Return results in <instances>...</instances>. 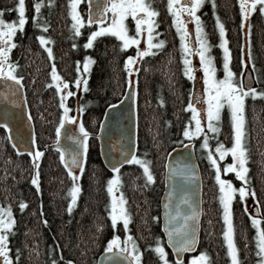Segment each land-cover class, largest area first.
Here are the masks:
<instances>
[{"label": "trees", "instance_id": "1", "mask_svg": "<svg viewBox=\"0 0 264 264\" xmlns=\"http://www.w3.org/2000/svg\"><path fill=\"white\" fill-rule=\"evenodd\" d=\"M214 1L218 14L227 25L229 44L234 47L233 64H239L238 53L242 52V44L235 0ZM17 2L0 0L4 20L17 19L14 8ZM34 3L35 0H25L27 20L23 31L18 29L13 37L15 47L10 50L9 59L18 65L14 71L22 77L35 147L43 153L38 168L39 194L31 184L32 176L37 171L33 168L31 156L16 153L8 143L5 129L0 127V205L9 208L15 220L12 229L7 232L6 245L12 264H51L54 259L57 264H67L69 260L74 264H96L97 257L105 251L107 241L114 234L123 242L125 232L122 224L118 223L113 230L106 211L110 204L106 184L112 174L119 175L118 192L123 194L130 216L127 234L138 245L140 264H161L158 255L149 246L156 243V237H160L165 248L159 199L164 187L166 155L185 142L193 145L201 177L202 216L196 251L206 253L211 264H230L222 235L224 222L221 219L215 172L198 147L200 138L187 140L181 135L190 81L181 73L180 50L165 0H151V7L158 13V28L165 44L160 50L154 49L155 55L138 58L134 67L135 155L150 161V171L154 176V181L150 183H146L143 169L135 163L122 166L118 173L108 171L100 159L96 139L104 111L124 96L128 71L123 61L129 55L134 56V51L121 49L120 41L108 34L96 37L93 46L85 49L83 45L95 24L83 25L81 35L76 36L71 27L68 0H51V3L43 0L38 22L47 27H37L32 21ZM84 5L80 8L81 16L87 20ZM255 17L251 60L256 72V76L253 75L256 82L254 88L261 92L264 91V23L261 15ZM39 35L50 38V42L42 46L37 39ZM73 44L77 47L73 48ZM213 46L215 42L210 47ZM46 47L52 49L53 60L48 59ZM85 56L92 57L93 62L87 76L86 90L80 95L77 105L83 108L80 118L89 132L88 148L84 171L80 173L76 170L81 191L69 213L67 205L73 181L60 162V150L56 146V128L62 109L59 107V94L52 84L50 67L54 63L59 75L71 82L75 77L77 61L82 62ZM69 87L75 91L74 84L70 83ZM73 96L65 100L69 108H73ZM244 110L245 134L242 143L247 149L248 186L255 190L254 211L260 218V228L264 230V96H248ZM219 129L216 139L210 140L211 146L222 142L229 147L233 138L232 128L225 114L222 115ZM21 201L27 204L24 210L19 208ZM243 208L237 196L232 202L237 256L240 264H256L259 259L254 239L256 228ZM45 220L46 224L43 223ZM99 225L103 227L98 228ZM167 252L172 261V254Z\"/></svg>", "mask_w": 264, "mask_h": 264}, {"label": "snow or ice", "instance_id": "2", "mask_svg": "<svg viewBox=\"0 0 264 264\" xmlns=\"http://www.w3.org/2000/svg\"><path fill=\"white\" fill-rule=\"evenodd\" d=\"M43 0H35L33 4L34 15L32 16V21L37 27L46 29L47 25L38 22V17L40 15V9ZM81 0H68L70 11L69 15L72 20V29H74V34L76 36L81 35V26L85 23L89 26L95 24L97 27L94 30L89 31L87 39L83 45L85 49L93 46V41L96 37L101 35H112L116 37L117 40L121 41L119 47L121 49H126L130 45H137L136 54L129 55L125 59L124 67L129 69L130 64L137 61V58L142 59L145 55H155L152 49L160 50L164 44L165 40L158 39L153 41V36H159V32H154L155 22L154 18L158 13L155 9L151 7V0H103L102 5H97L95 12L92 9L91 0H89V9L87 20L83 19L80 13L77 11V5ZM51 3V0H49ZM203 0H184L183 3L180 0H167V8L169 13L172 15V25L176 29V33L180 39L181 47V59L184 65V75L189 79H195L194 76V65L191 63V57L195 54L199 59V69L202 71V81H203V94L202 97H197V100H202L203 104L206 105L202 109L204 112V117L207 121L206 127L211 133H218L220 131L218 122L221 120V110L225 107L228 108L231 128H232V144L230 147H225L222 142H218L215 146V155L210 149L209 139L207 133H204L203 140L200 145L201 149L206 151L207 160L210 166L215 170L214 180L218 186L219 191V202L223 209V220L225 225V230L222 235L224 237V242L227 246V255L230 257V264H239L237 252L238 249L233 239V223H232V202L237 198L242 204L246 203V198L251 196L256 198V193L254 189L248 187V177L246 173L248 168L246 166V161L248 159L246 152L247 149L242 146L243 138V112L245 97L251 95L253 98L255 96H264V91L257 92L255 88L250 85H245L243 80L237 81L235 79L236 73H234L230 68V49L227 47L226 39V29L224 24L220 21L219 17L216 18V28L219 33V48L223 51V76L220 78L216 77V67L214 64V58L208 54L210 45L208 41L204 38L203 28L200 22V16L197 15V10L201 7ZM179 5V7H175ZM17 12V19L12 21H6L2 18L3 9H0V78L10 80L23 88L22 77L15 74V68L18 65L12 63L9 59L10 50L15 47V42L13 37L17 30L23 31L27 17L25 15V0H18L14 6ZM258 8L261 15H264V0H239V11L241 17V26L245 27V21L247 18ZM213 9H215V3L213 2ZM11 11L12 9H8ZM108 13H111L109 16ZM142 14V15H138ZM182 13L187 14V18L191 19L195 24V46H193L186 37L190 35L186 24L187 20L182 17ZM215 15V11L213 12ZM131 16L135 25V34L129 35V28L126 23V18ZM107 21V23H105ZM143 26V27H142ZM249 29L251 25H246ZM147 32V38L145 40V47L141 49L140 44V34L142 32ZM250 37V33H249ZM38 41L42 46L50 42V38L44 35L37 36ZM73 48L77 47L76 44L72 45ZM250 38H249V55L248 60H251L250 52ZM48 54V59L53 60V53L50 47L45 49ZM92 57L85 56L83 61V73H87L89 70V64L92 63ZM79 61H77V76L71 82L64 80L58 73L55 64L53 63L50 67L51 80L55 84L56 92L60 94V104L59 107L63 109V113L60 116L59 125L56 128L57 134V145L59 143V137L61 132V127L64 125L65 121H74L77 117L66 115L69 112V108L65 104V98L73 96L76 93L70 90V83L74 84L76 88H80L83 84L86 88L87 77L82 76L81 69L79 67ZM243 63V61H242ZM255 70L253 65L252 71ZM63 89V91H62ZM15 95V93H12ZM131 95L133 99L136 97V92L132 91ZM161 105L163 101H160ZM113 107V105H109ZM186 110H191V120L195 122V128L190 129L185 126L183 130V136L191 140L193 137H198L204 132V128L201 123V109L196 108L193 103L189 102ZM78 111L82 112L83 108L78 107ZM29 119L31 117L29 116ZM4 127L7 129L8 125L5 123ZM79 136L72 137L77 144V150L73 152L70 156L66 157L65 151L60 150V162L67 169V174L72 178V186L69 189L70 199L68 201L67 210L69 213L72 211L74 203L78 198V194L81 191L80 185L77 183L79 175L74 169H79L82 173L85 168L86 153L88 148V137L89 132L86 130L83 122L79 124ZM215 138V137H211ZM11 139V137H9ZM32 148L25 149L28 155L32 158L33 168L37 171L33 174L31 179V184L35 186L37 194L40 193V185L38 183V168L39 160L43 155L39 148H36V141L33 135L32 138ZM13 147H17L16 144ZM19 154V151H18ZM231 155V162L225 163L223 167L218 164L216 156L219 160H224L225 156ZM120 156L123 163H135L143 169V176L146 178V183L154 181V176L150 171V161L140 158L135 155L134 152H127L121 150ZM111 171L113 173H118L120 167V161L110 165ZM168 167V165H165ZM227 174L229 172L234 173L235 178L241 183L239 187L233 185L232 180L222 178L221 172ZM197 173L195 170L188 165H181L179 167H172L170 169L169 179L173 177H179L185 183L194 182V178ZM120 183L119 175H113L108 179L106 184V190L108 196L110 197V205L107 211L108 218L111 222V227L113 230L117 228L118 221L122 222L123 230L125 232V237L123 241V246L120 243V237L113 235L111 239L107 241L105 247V252L113 253L114 256L123 257L127 264H140L141 252L132 236L128 235V225L130 221L129 213L125 208L126 201L123 198V194L119 197L115 195L118 191V185ZM172 193H169L171 197ZM180 204L186 206L185 211L180 210ZM180 204H177L176 208L172 210L169 203L164 204V208L168 209L165 212V223L163 225L164 233L167 236L168 245L172 248L176 260L174 264H183L181 259V253L186 251H192L197 243V225L200 216V210L198 204L192 199V196L185 191L184 197L181 198ZM27 204L25 201L19 203V208L24 210ZM243 210L248 212L247 207ZM257 212L260 211L257 207ZM42 215V212H41ZM249 217L252 225L256 228V255L259 257L256 264H264V230L260 228V218L249 213ZM153 219H156L155 217ZM15 223L14 217L11 214L10 209L0 208V264H12V258L8 255L9 249L7 248V232L12 229ZM47 223V221H43ZM103 225H99L98 228H102ZM156 243L150 245L154 252L158 255L161 264H171L167 259V253L164 246L161 243V238H155ZM115 249V251H114ZM208 260L207 255L204 252H200L197 256L192 257L188 264H206ZM51 264H57L54 259ZM67 264H74L73 261L69 260ZM113 264H121L119 260L114 261Z\"/></svg>", "mask_w": 264, "mask_h": 264}, {"label": "water", "instance_id": "3", "mask_svg": "<svg viewBox=\"0 0 264 264\" xmlns=\"http://www.w3.org/2000/svg\"><path fill=\"white\" fill-rule=\"evenodd\" d=\"M89 3V1H88ZM93 12H95L96 6L102 5L103 0H91ZM89 9V8H88ZM243 83L245 85L254 84V80L249 70L243 76ZM135 91V84L130 83L124 92V96L119 100L118 103L113 105V107H108L104 113L102 121L99 125V131L97 134V139L99 140V154L100 159L103 162L104 167L111 171L110 165L116 161H120V167L128 164L123 163L120 156L121 150L127 152L136 151V137H135V99H133L131 92ZM15 93L13 95L12 93ZM8 125L7 132H9V137H11L10 143L13 147L14 144L17 147H13L19 155L28 154L25 149L35 150L32 148V138L33 133L31 131V121L27 116V110L25 107V99H23L22 89L10 80L0 78V127L4 124ZM69 129L66 127L63 135L60 137V141L56 146L60 150L65 151L66 157L70 156L73 152L77 150V144L72 139L65 140V136ZM165 165L164 173V188L163 193L160 196V222H161V232L164 234L165 243L167 244L168 251H170L174 259L172 248L168 245L167 236L164 233L163 225L165 223L166 217L165 212L168 209L164 208L165 203L170 204V208L174 210L177 204H180V200L184 197L185 191H187L192 199L198 204L199 210L201 209V177L199 176V167L197 166L196 156L194 155V148L191 142H186L183 145L176 146L168 154ZM181 165H188L192 167L197 173L194 178V182L185 183L179 177H173L169 179L170 169L172 167H179ZM77 170V169H74ZM169 193H172L171 197ZM180 210L183 212L186 210V206L180 204ZM201 218L200 216L197 225V239L199 237V225ZM196 243L195 247L197 246ZM186 251L181 253V259L186 253L193 252ZM115 251V249H114ZM185 253V254H184ZM96 264H113L114 261L119 260L121 264H127V261L123 257L114 256L113 253L103 252L97 257Z\"/></svg>", "mask_w": 264, "mask_h": 264}, {"label": "rangeland", "instance_id": "4", "mask_svg": "<svg viewBox=\"0 0 264 264\" xmlns=\"http://www.w3.org/2000/svg\"><path fill=\"white\" fill-rule=\"evenodd\" d=\"M204 1V0H203ZM83 3H85V5L84 6H86L85 7V10L87 9V13H88V8H89V6H87V4H88V0H81V2L77 5V11L80 13V15H82L81 14V10H80V8L82 7V5H83ZM175 7H179V5H175ZM168 9V8H167ZM69 10H70V6H69ZM216 12H217V10H216ZM218 13V12H217ZM239 13H240V11H239ZM108 15L110 16L111 15V13H108ZM138 15H142V14H139L138 13ZM182 15V17H184L186 20H187V24H186V27H187V29H188V31H191L192 32V34L194 35V37H192L191 36V40L189 39V37H186V40H188L193 46H195V24H194V22L191 20V19H189V18H187V14L186 13H182L181 14ZM257 15H261L260 13H259V11H258V8H257V10L256 11H254L253 12V14L248 18V20H247V24H246V21H245V27H242L241 26V19H240V21H238V24H239V27H238V31H239V35H240V43L242 44L241 46H242V52H240V53H238L239 54V64L238 63H235V64H233V57H232V53H233V51H232V49L234 48V47H232V46H230V44H229V37L227 36V31H228V28H227V25H225V22H224V20H222V17H219V16H216V18L217 17H219V19H220V21L224 24V26H225V29H226V33H225V35H226V39H227V41H228V43H227V47L230 49V57H231V59H230V68H231V70L234 72V73H236V77H235V79L237 80V81H240L241 79L243 80V76H244V74L246 73V71L247 70H249L250 71V73H251V75H252V78H253V80H254V84H253V86H252V88H254L255 87V78H254V76L253 75H255L256 76V72H255V70L254 71H252V69H253V65H252V60H248V55H249V38H250V45H251V42H252V36H253V34H252V30L254 29V27H255V25H253V23L254 24H256L255 22H256V17L255 16H257ZM82 17V16H81ZM261 17H262V20H263V23H264V15H261ZM83 18V17H82ZM131 19V21L133 20L132 19V17L131 16H129V17H127L126 18V20L127 19ZM153 20H154V22H155V19L154 18H152ZM70 20H71V17H70ZM72 21V20H71ZM130 21V20H129ZM128 21V22H129ZM105 23H107V21L105 22ZM86 24V23H85ZM84 24V25H85ZM214 24H216V19H215V23ZM248 24H250L251 25V28L249 29L246 25H248ZM252 25H253V29H252ZM83 27V25L81 26V28ZM97 26L95 25L94 26V29L96 28ZM143 27V26H142ZM192 27V28H191ZM214 25H212L211 23H207V22H205V26H203L202 25V28H203V33H204V38L208 41V43H209V45L211 46V44L213 43V42H215V46H213V48L212 47H210L209 48V53L208 54H210L213 58H214V64H215V67H216V77L217 78H220V77H222L223 76V67H222V61H223V51H222V49H220L219 48V33H218V29L216 28V27H214ZM257 27V26H256ZM129 28V27H128ZM155 28V27H154ZM247 28V29H246ZM93 29V30H94ZM134 29H135V27H134ZM130 30V29H129ZM154 31V30H153ZM131 31H129V35H134L133 33H135L134 31H132V33H130ZM249 33H250V37H249ZM101 36H104V35H101ZM177 36H178V34H177ZM156 37L157 36H153V41L155 42L156 40H158V39H156ZM146 38H147V32L145 31V32H142L141 34H140V44H139V47L141 48V49H143L144 47H145V40H146ZM178 38H179V36H178ZM180 40V39H179ZM130 46H133L134 47V49H135V51H136V48H137V45H130ZM129 46V47H130ZM252 46V45H251ZM179 49H180V59H181V47H180V43H179ZM153 50V49H152ZM214 52V53H213ZM250 52H251V47H250ZM215 56H217L218 58H216V57H214V55ZM236 57V56H235ZM84 61V60H83ZM83 61L82 62H80V65H79V67H80V69H81V74H82V76H88V73H89V70H88V72L87 73H83ZM216 61H218V63H216ZM242 61H243V63H242ZM191 63L195 66L194 67V76H195V79H193V80H189L185 75H184V65H183V63H182V59H181V70H182V75H183V77L187 80V81H190V95H189V98L188 99H186V102H187V104L185 105V120H184V128H185V126H188L190 129H194L195 128V122L194 121H192L191 120V110H186L187 109V105H188V103L189 102H191V103H193V105L196 107V108H198V109H201V112H200V115H201V117H202V119H201V123H202V126H203V128H204V132L203 133H201V135L200 136H198V137H193L191 140H196L197 138H200V141H199V149H200V151H203V154L205 155V156H207V154H206V151L205 150H203V149H201V147H200V145H201V143H202V140H203V135H204V133H207L208 134V136L210 137V139H209V145H210V149L209 150H211L212 152H213V154L215 155V146H211V143H210V140L211 139H216V137H217V134L218 133H211V132H209L208 131V129H207V127H206V124H207V121L205 120V119H203V117H204V112L202 111V109L204 108V107H206V105H204L203 104V102H202V100H197V98H195V99H193V100H191L192 98H191V96H192V94H193V92H192V89H193V86H194V83H197V84H199L198 86H199V91H200V93L201 94H203V81H202V75H203V73H202V71L199 69V59H198V57L194 54L192 57H191ZM134 64V63H133ZM133 64H131L132 66H133ZM92 66V63H90L89 64V69H90V67ZM76 68H77V66H75ZM237 67H239V68H237ZM127 79H128V81H127V84L130 82V83H133V80H134V77H135V71H134V69H127ZM77 76V71H76V69H75V77ZM75 77H74V79H75ZM52 84H54L53 82H52ZM55 85V84H54ZM75 86V85H74ZM86 87H87V85H86ZM128 86H126V88H127ZM75 88V95L73 96L74 97V99H73V103H72V107L73 108H69V112L66 114V115H70V116H73V117H77V119L76 120H74V121H65V123L66 122H69L71 125H73L74 127H76L77 129H79V124H80V122H82V119L80 118V112L78 111V105H77V103H78V99H79V97H80V95L82 94V92L84 91V90H86V88H85V86L82 84L81 85V87L78 89V88H76V87H74ZM62 91H63V89H62ZM59 97H60V94H59ZM200 97H202V95L200 96ZM248 97V96H247ZM247 97H245V101H246V98ZM249 97H252L251 95H249ZM255 97H258V96H255ZM67 98V97H66ZM66 98H65V100H66ZM253 98V97H252ZM60 99H61V97H60ZM65 102V104H66V101H64ZM245 104V103H244ZM62 114H64L63 113V109H62V112H61V114H60V116L62 115ZM223 114H225V116H226V120L227 121H229L230 122V124H231V119H230V114H229V111H228V108H227V106L225 105V107L221 110V118H222V115ZM59 119H60V117H59ZM64 123V124H65ZM219 124H220V121L218 122V126H219ZM58 126H60L59 124H58ZM244 126H245V110H244V112H243V137H244V134H245V132H244ZM184 128H183V130H184ZM87 130V129H86ZM183 130H182V133H181V135H183ZM62 129H61V132H60V135L62 134ZM77 134H78V132H77ZM78 136V135H77ZM211 137H215V138H211ZM183 138L184 139H187V140H189L188 138H186V137H184L183 136ZM233 139V138H232ZM242 141H243V138H242ZM186 143V142H185ZM232 143V142H231ZM87 144H88V141H87ZM183 145V144H182ZM180 146V145H179ZM231 146V145H230ZM229 146V147H230ZM242 146L244 147V144L242 143ZM176 147V146H175ZM59 156H60V154H59ZM216 158H217V161H218V164L221 166V168L223 167V165L225 164V163H230L231 162V155L230 154H228V155H226L225 156V158H224V160H219V157L218 156H216ZM246 166H247V164H246ZM247 168H248V166H247ZM78 170V172H79V169H77ZM75 171V170H74ZM213 171L215 172V170L213 169ZM113 175H116V174H112L111 175V177L113 176ZM221 175H222V178H225V179H230V180H232V182H233V185L234 186H236V187H239V185H240V181L239 180H237L236 178H235V175H234V173H231V172H229V173H227V174H225V173H223V171L221 172ZM246 175H247V173H246ZM110 177V178H111ZM109 178V179H110ZM108 181V180H107ZM218 187V186H217ZM249 187V186H248ZM115 195L117 196V197H119L121 194L118 192V191H116L115 192ZM238 196V195H237ZM218 197H219V191H218ZM124 198V197H123ZM109 203H110V197H109ZM110 205V204H109ZM219 206H220V209H221V219H223V215H222V213H223V209H222V206H221V204H220V202H219ZM244 207H247V209L249 210L248 212H247V215H248V217H249V213H251L252 215H254V216H256V213H255V211H254V208H255V199L254 198H252L251 196H249V197H247L246 198V203L244 204ZM0 208H5V209H9V208H6V206H1L0 205ZM125 208H126V204H125ZM109 210H110V208H109ZM250 218V217H249ZM110 220V219H109ZM223 222H224V220H223ZM118 223H120V224H122V222H119L118 221ZM110 225H111V222H110ZM223 225H224V223H223ZM223 230H225V225L223 226ZM254 239L256 240V230L254 231ZM199 238V237H198ZM233 239H234V231H233ZM124 241V240H123ZM223 241H224V237H223ZM197 242H198V239H197ZM235 242V241H234ZM120 243H121V246H123V242H121L120 241ZM256 243H257V241L255 242V248H256ZM224 244H225V242H224ZM225 251L227 252V246H226V244H225ZM257 250V249H256ZM165 251H166V253L168 254V252H167V250L165 249ZM201 252H203V251H201ZM200 252H197L196 254H194L193 256H190V258H188L186 261H183V264H188V262H189V260L192 258V257H195V256H197L198 254H199ZM206 254V253H205ZM207 255V254H206ZM228 256V255H227ZM208 257V256H207ZM228 258H229V262H230V257L228 256ZM167 259L171 262V264H174V258H173V256H172V261L168 258V255H167ZM140 261H141V257H140ZM206 264H211V263H209V258H208V260H207V262H206ZM239 264H240V262H239Z\"/></svg>", "mask_w": 264, "mask_h": 264}, {"label": "flooded vegetation", "instance_id": "5", "mask_svg": "<svg viewBox=\"0 0 264 264\" xmlns=\"http://www.w3.org/2000/svg\"><path fill=\"white\" fill-rule=\"evenodd\" d=\"M180 2L183 3L184 0H180ZM213 2L215 3L214 0H204L203 3H202V5H201V7L197 10V15L200 16V22H201V25H203V26H205V22H207V23H211L212 25H214V27H216L214 23H215L216 16H219V14L216 12L217 4H215V9H213ZM235 3H236V11L238 13V20L240 21L241 17H240V13H239V0H235ZM165 5L167 6V0H165ZM214 11H215V15L213 14ZM169 17H170V21L172 23V15L170 13H169ZM219 17H221V16H219ZM248 18H247V20H248ZM154 19H155L154 32H159V34H160L158 37H156V39H162L161 31L158 28V26H159V24H158V19H159L158 14L154 17ZM247 20H246V24H247ZM126 23H127L128 27L130 29L129 31H131L130 33H132V31L135 32V29H134V27H135L134 21L133 20L131 21V19L128 18L126 20ZM172 27H173L174 32H175V38L177 39V42L179 44L180 43V40H179V38L177 36L176 29H175V27L173 25H172ZM189 33H190V35L188 37L191 40V36L194 37V35L192 34L191 31H189ZM133 34H135V33H133ZM126 49H132L134 51V55L136 54V51H135V49H134L133 46H130V47L126 48ZM152 51H154V49ZM136 62H138V58H137V61ZM180 62H181V59H180ZM135 63L133 64V68L132 69H134Z\"/></svg>", "mask_w": 264, "mask_h": 264}, {"label": "bare ground", "instance_id": "6", "mask_svg": "<svg viewBox=\"0 0 264 264\" xmlns=\"http://www.w3.org/2000/svg\"><path fill=\"white\" fill-rule=\"evenodd\" d=\"M120 43H121V41H120ZM178 49H179V44H178ZM125 50H127V49H125ZM180 50V49H179ZM126 59V58H125ZM125 59H124V63H125ZM92 67V66H91ZM91 67H90V69H91ZM133 68V66L130 64V66H129V70L130 69H132ZM90 69H89V71H90ZM182 73V72H181ZM129 84L130 83H128L126 86H129ZM199 84H197V83H194V86H193V89H192V92H193V94H192V96H191V100H193V99H195V98H197V97H200L202 94L200 93V91H199V86H198ZM22 89V91H23V99H24V90H23V88H21ZM126 90V89H125ZM26 107V106H25ZM103 116V115H102ZM136 116V115H135ZM103 118V117H102ZM101 121H102V119H101ZM101 123V122H100ZM32 124V123H31ZM100 125V124H99ZM1 127H3V126H1ZM68 128L69 129V131L67 132V134H66V136H65V140L66 139H70L71 138V136H79L80 135V133H79V129H77L76 127H74L73 125H71L69 122H66L62 127H61V129L63 130L62 131V134L60 135V137L63 135V132L65 131V128ZM4 129H5V132H6V134H7V140H8V143H10V140H9V132H7V129L5 128V127H3ZM99 128V127H98ZM31 131H32V133H33V135H34V131H33V126L31 125ZM98 131H99V129H98ZM77 132H78V134H77ZM135 132H136V129H135ZM98 134V133H97ZM32 135V136H33ZM60 137H59V139H60ZM96 137H97V135H96ZM97 139V138H96ZM60 141V140H59ZM98 143H99V140H98ZM10 145H12L11 143H10ZM13 148V147H12ZM15 150V149H14ZM171 151V150H170ZM169 151V152H170ZM168 152V153H169ZM167 156V155H166ZM167 159V158H166ZM165 163H166V161H165ZM165 168V167H164ZM165 170H166V168H165ZM164 188V187H163ZM163 190V189H162ZM164 191V190H163ZM163 191H162V193H163ZM162 195V194H161ZM200 199H201V196H200ZM201 202H202V199H201ZM201 210V209H200ZM201 216H202V210H201ZM200 220H201V218H200ZM200 224H201V222H200ZM199 230H200V225H199ZM162 233V232H161ZM163 234V233H162ZM199 235H200V231H199ZM163 239H164V244H165V248L168 250V248H167V244L165 243V237H164V234H163ZM198 245V244H197ZM197 250V246L195 247V249H194V251L193 252H190V253H184L185 255H183V257H182V260L183 261H186L188 258H190V256H193L194 254H196L198 251H196ZM170 254H172L171 252H170ZM172 256H173V254H172ZM173 258H174V256H173ZM174 261H175V259H174Z\"/></svg>", "mask_w": 264, "mask_h": 264}]
</instances>
